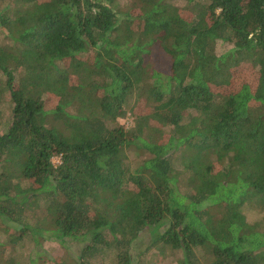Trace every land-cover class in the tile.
I'll list each match as a JSON object with an SVG mask.
<instances>
[{
  "label": "trees",
  "instance_id": "16d2710c",
  "mask_svg": "<svg viewBox=\"0 0 264 264\" xmlns=\"http://www.w3.org/2000/svg\"><path fill=\"white\" fill-rule=\"evenodd\" d=\"M0 34V264H264V0H0Z\"/></svg>",
  "mask_w": 264,
  "mask_h": 264
},
{
  "label": "rangeland",
  "instance_id": "374dc122",
  "mask_svg": "<svg viewBox=\"0 0 264 264\" xmlns=\"http://www.w3.org/2000/svg\"><path fill=\"white\" fill-rule=\"evenodd\" d=\"M0 43H5L1 34ZM216 47L218 51H224L230 48L231 45L218 43ZM165 60V56L161 54L160 60L158 62L160 65L165 66ZM250 65V63L244 64L235 71L239 81L244 79L247 81L253 79V69ZM51 104H53V102ZM2 106L4 113L7 115L9 113L8 105L5 103L4 105L2 104ZM144 106H146V103H141L138 106V109L145 110L146 107ZM118 121L124 124L126 127L133 125L132 118L129 115L125 118H119ZM140 157H138L134 151H127V162H129L131 165H135L136 162L140 161ZM59 161V157L53 158L54 164H58ZM243 211L248 221H253L259 217L258 210L254 207L247 206L243 209ZM5 239L6 236L0 232V240L5 242ZM83 243V241L70 239H67L66 242L61 243L58 240L52 239L42 243L40 242L39 244L35 245L32 241L27 240L21 243L15 249L16 258L23 264H74L75 258L79 254ZM150 244V233L145 231L136 241V250L134 251V254L136 256L138 255V257L135 261V264H177V259L180 257L181 253L169 247L160 248L155 246L151 247L147 253H142V251ZM5 252H7V247H0V259H2V256ZM203 254L204 253H199L200 256ZM104 258H106V261L108 262L112 259V255L108 253V255ZM203 259L204 258H202V260ZM201 264H205L204 261H202Z\"/></svg>",
  "mask_w": 264,
  "mask_h": 264
}]
</instances>
